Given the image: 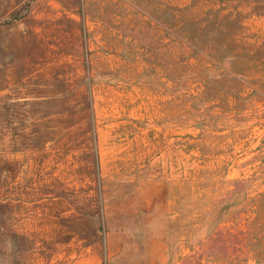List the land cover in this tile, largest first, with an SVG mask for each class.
<instances>
[{
  "label": "rangeland",
  "instance_id": "374dc122",
  "mask_svg": "<svg viewBox=\"0 0 264 264\" xmlns=\"http://www.w3.org/2000/svg\"><path fill=\"white\" fill-rule=\"evenodd\" d=\"M0 264H264V0H0Z\"/></svg>",
  "mask_w": 264,
  "mask_h": 264
}]
</instances>
